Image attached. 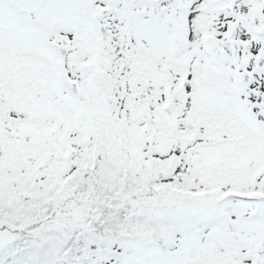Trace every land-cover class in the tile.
<instances>
[{"label": "snow or ice", "instance_id": "snow-or-ice-1", "mask_svg": "<svg viewBox=\"0 0 264 264\" xmlns=\"http://www.w3.org/2000/svg\"><path fill=\"white\" fill-rule=\"evenodd\" d=\"M0 264H264V0H0Z\"/></svg>", "mask_w": 264, "mask_h": 264}]
</instances>
